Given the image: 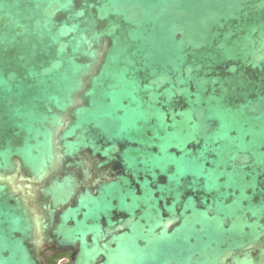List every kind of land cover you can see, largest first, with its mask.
I'll use <instances>...</instances> for the list:
<instances>
[{
  "label": "water",
  "instance_id": "1",
  "mask_svg": "<svg viewBox=\"0 0 264 264\" xmlns=\"http://www.w3.org/2000/svg\"><path fill=\"white\" fill-rule=\"evenodd\" d=\"M264 264V0H0V264Z\"/></svg>",
  "mask_w": 264,
  "mask_h": 264
},
{
  "label": "flooded vegetation",
  "instance_id": "2",
  "mask_svg": "<svg viewBox=\"0 0 264 264\" xmlns=\"http://www.w3.org/2000/svg\"><path fill=\"white\" fill-rule=\"evenodd\" d=\"M50 251V250H49ZM50 255H51V261L50 264H69V260H70V252H65L62 254H56L52 251H50Z\"/></svg>",
  "mask_w": 264,
  "mask_h": 264
},
{
  "label": "trees",
  "instance_id": "3",
  "mask_svg": "<svg viewBox=\"0 0 264 264\" xmlns=\"http://www.w3.org/2000/svg\"><path fill=\"white\" fill-rule=\"evenodd\" d=\"M50 251L47 250V251H44L41 255L42 257V260L45 264H50V261H51V255H50Z\"/></svg>",
  "mask_w": 264,
  "mask_h": 264
}]
</instances>
